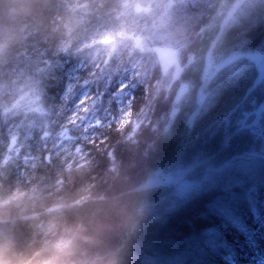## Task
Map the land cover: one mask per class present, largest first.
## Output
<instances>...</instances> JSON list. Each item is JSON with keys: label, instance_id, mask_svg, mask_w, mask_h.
<instances>
[{"label": "trees", "instance_id": "16d2710c", "mask_svg": "<svg viewBox=\"0 0 264 264\" xmlns=\"http://www.w3.org/2000/svg\"><path fill=\"white\" fill-rule=\"evenodd\" d=\"M256 55L264 0H0L3 263L264 264Z\"/></svg>", "mask_w": 264, "mask_h": 264}, {"label": "water", "instance_id": "95a60500", "mask_svg": "<svg viewBox=\"0 0 264 264\" xmlns=\"http://www.w3.org/2000/svg\"><path fill=\"white\" fill-rule=\"evenodd\" d=\"M153 50L157 55L162 72L165 74L170 69H173V82H177L184 71V67L178 58L179 49L157 46ZM255 58L258 59V57ZM205 98L206 95H202V92L198 91V103L202 104Z\"/></svg>", "mask_w": 264, "mask_h": 264}, {"label": "rangeland", "instance_id": "374dc122", "mask_svg": "<svg viewBox=\"0 0 264 264\" xmlns=\"http://www.w3.org/2000/svg\"><path fill=\"white\" fill-rule=\"evenodd\" d=\"M258 66H259V69L262 73L261 76H263L264 75V63H263L262 59H260L258 61ZM209 68H210V66H209ZM173 180H175L173 175H164L163 176L162 173L159 171L154 175L153 179L150 180L148 185L151 186V185H155V184L169 183ZM177 182H178V186L180 189L179 194L185 193L186 191L191 190V188L193 187V184L191 182H188V181H184V180L179 179ZM63 246H64V242L59 243V244H57L56 249L60 251ZM4 250L5 249L2 246H0V264H4L2 261V257H3L4 252H5Z\"/></svg>", "mask_w": 264, "mask_h": 264}]
</instances>
